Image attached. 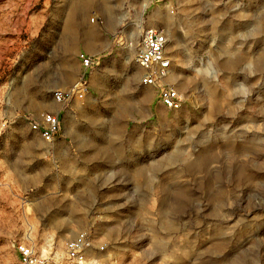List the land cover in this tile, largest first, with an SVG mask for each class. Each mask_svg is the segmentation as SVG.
Here are the masks:
<instances>
[{
	"label": "rangeland",
	"instance_id": "1",
	"mask_svg": "<svg viewBox=\"0 0 264 264\" xmlns=\"http://www.w3.org/2000/svg\"><path fill=\"white\" fill-rule=\"evenodd\" d=\"M150 27L177 111L139 81ZM79 52L89 91L55 104ZM45 111H66L50 145ZM80 232L91 264H264V0H0V264L14 241L72 264Z\"/></svg>",
	"mask_w": 264,
	"mask_h": 264
},
{
	"label": "built area",
	"instance_id": "2",
	"mask_svg": "<svg viewBox=\"0 0 264 264\" xmlns=\"http://www.w3.org/2000/svg\"><path fill=\"white\" fill-rule=\"evenodd\" d=\"M167 36L159 28L150 27L143 30L135 63L141 71L140 84L151 87L157 95V102L164 108L177 111L183 105V99L178 90L166 82L170 74L171 60L166 54ZM77 60L83 70V75L72 88L58 89L51 93L55 104L68 105L76 99H82L89 91V75L99 59L85 52L77 54ZM61 118L52 111L40 113L30 124L29 130L34 133L42 144L55 142L61 131ZM18 264H46V259L28 241H14ZM103 245L94 243L85 232L66 243L65 255L72 264H91L90 253L101 252Z\"/></svg>",
	"mask_w": 264,
	"mask_h": 264
},
{
	"label": "crops",
	"instance_id": "3",
	"mask_svg": "<svg viewBox=\"0 0 264 264\" xmlns=\"http://www.w3.org/2000/svg\"><path fill=\"white\" fill-rule=\"evenodd\" d=\"M78 62H79V61H78ZM79 65H80V63H79ZM89 77H90V75H89ZM73 86H74V85H73ZM63 112H64V111H63ZM63 112H62V111L57 112V113L59 114L60 118H61V123H62V118H63V116H64V115L62 114ZM65 112H66V111H65ZM65 112H64V113H65Z\"/></svg>",
	"mask_w": 264,
	"mask_h": 264
}]
</instances>
